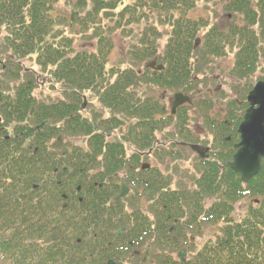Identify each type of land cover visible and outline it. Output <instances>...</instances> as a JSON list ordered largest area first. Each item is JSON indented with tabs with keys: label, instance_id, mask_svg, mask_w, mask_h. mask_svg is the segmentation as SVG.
<instances>
[{
	"label": "trees",
	"instance_id": "1",
	"mask_svg": "<svg viewBox=\"0 0 264 264\" xmlns=\"http://www.w3.org/2000/svg\"><path fill=\"white\" fill-rule=\"evenodd\" d=\"M124 1L76 0L75 5L83 11L91 4L82 23L88 29L100 11L111 19L108 13ZM130 1L111 23V30L93 24L96 51L72 53L70 41H56L53 28L60 22L51 12L58 0H0L3 47L9 53L5 61L0 59L1 66L8 63L0 78V264H127L129 255L142 246L150 250L146 264H264V163L246 185L240 182L229 168L234 142L226 141L237 136L235 129L212 124L217 143L213 142L208 160L198 161L193 190L169 188L160 169L137 171L143 153L151 151L158 160L161 152L168 158L179 154L166 148L175 150V143L156 146L155 133L165 134L162 130L173 118L162 120L167 113L163 106L155 98L136 96L130 88L140 83L175 92L195 88L199 71L191 68L190 60L194 39L206 23L188 13L198 2L214 0ZM225 10L245 24L227 30L212 27L202 48L221 57L226 44L238 43L235 72L244 78L254 72L260 51L264 56V0H227ZM149 14L170 28L160 56L165 70H145L140 76L132 70L110 71L108 75L105 66L113 48L109 33ZM256 25L258 35L252 29ZM151 31L147 27L139 40L136 57L141 60L155 56ZM34 55L40 71L49 75L46 82L61 84L62 99L38 102L32 95L40 85V74L24 68L20 60ZM12 80L19 82L9 90ZM88 91L97 95L108 117H83L81 94ZM245 108L242 102L239 109ZM177 116L185 120V114ZM44 122L48 125L37 131ZM239 122L237 117L235 124ZM60 135L87 138L86 150L69 147L63 154ZM164 140L163 144L169 143ZM127 147L132 148L130 153ZM119 171L125 175L117 179ZM120 183L132 192L127 199L115 201ZM211 197L215 201L206 208L205 201ZM244 197L257 202L242 219L233 220V205ZM143 198L145 211L138 206ZM217 224L221 227L215 241L205 240L191 254L194 244L189 243L187 232L193 236L202 233L203 226ZM121 227L125 232L116 236ZM186 245L189 257L180 262L173 252Z\"/></svg>",
	"mask_w": 264,
	"mask_h": 264
},
{
	"label": "rangeland",
	"instance_id": "2",
	"mask_svg": "<svg viewBox=\"0 0 264 264\" xmlns=\"http://www.w3.org/2000/svg\"><path fill=\"white\" fill-rule=\"evenodd\" d=\"M75 1L76 0H58V2L53 5V11L51 12V15L54 17L52 18L56 22H60L59 26L53 28L55 32L58 33H55V35H58L56 41L66 38L71 42L72 53L84 50L88 52L96 51L97 38H95L93 26L99 22L101 30L104 29V27L106 31L111 30L113 28L111 26L113 20H116V17L123 7L126 6L127 3L131 2L130 0H125L119 8L114 10L112 13H108L111 19H106L103 16L104 13L100 11L94 20V25L88 24L92 28L84 29L82 23L87 12L91 11V4H87L86 8L83 11H80V9L76 8ZM226 4L227 0H223L222 2L219 0H214L208 3L198 2L195 8L188 13L189 17L194 19L198 17L203 18L204 22L206 23V26L202 27L195 37V39H199V41L197 48L191 55L192 57L190 60L191 68L193 70L197 68V71H199L198 75L196 76L197 83L195 88L191 91L187 93L183 91L192 99V104L190 106L186 105L182 110V114L186 112V122L180 123V118H177L178 121H171L170 125L164 129L163 133L165 134L157 131L155 133V140L159 143H163V141H165V137L168 142L180 141V138L173 134L174 127H176L175 132H179V128L181 129L180 132L182 133L183 131L192 133V138L197 140V143L199 142L194 146L204 148L203 146L208 144L207 147H209L213 136L211 131H209L206 126L203 127V123L206 121L207 125L208 123L211 124L213 121H222L223 114H229V111L233 108L231 107L233 106V102L236 100L242 101L245 97L246 90L242 89V87H245L248 84H254L258 80L264 79V56L261 54L262 51L259 50L260 52L255 62L254 72L251 75L246 76V78H240L235 73H233V70L235 69V56L238 52V43L233 45L226 44L224 47V54L221 57H214V54H211V52L208 53V51L206 52L205 49L202 48L203 44L206 42L205 35L212 27H216L220 30H227L228 26H231L233 23L245 24L243 18L241 19L240 16L225 10ZM72 11H76V13L73 23L69 25ZM174 16L177 17L178 13H174ZM147 27L152 28V45L153 49H155L154 57L156 58L157 62L159 61V63H161L160 56L163 54L167 44L170 28L163 26L160 23L157 15L149 14L146 18H142L134 23H130L124 29L114 30V32L109 33L113 48L110 50L107 58V64L105 66V71L108 73V75H110V71L119 73L125 70H132L136 73L139 72L140 75L144 73V65L150 61H153L154 57L143 58L141 60L136 57V55L138 54L137 51L141 49L139 40L145 33ZM252 29L257 33V35L259 34L258 25L253 26ZM3 38L4 28L2 27L0 29V51L2 52L0 59L5 61V58H8L7 55L9 53L4 52ZM35 60V55L32 57L28 56L20 60L24 68L32 69L38 75L40 74V76L37 78L40 82V85L35 88L32 95L38 102H50L62 99L61 84H56L53 81L46 82L49 75L47 72L42 73L40 71V68L36 65ZM7 65V62L5 67L0 65L1 79H3L2 73L7 72ZM21 79H23L22 76ZM114 79L115 76L110 78V81H113ZM18 82L19 81L15 80L8 82L7 85L10 86L9 90H13ZM130 90L140 98H155V100L160 102L163 105V108L167 111L170 110V103L173 100L174 95L178 93L169 89L159 88L153 84L144 83H140L138 86L131 87ZM179 93H181V90ZM81 95L85 97V106L83 110H81L84 118L93 119V116L106 118L110 115L108 110L99 103L98 97L94 92L88 91ZM81 103H83V99H81ZM204 103H206V105ZM86 141L87 138L80 136H65V138H62V142L66 146H64V148L68 149L69 147H73L86 150ZM191 144L194 143L192 142ZM130 149L132 148L127 147L126 153H130ZM178 152L179 157L177 158H168L164 152H161L162 159L158 160L154 157H150L149 159H146L145 163L152 166L153 168L160 169L162 172L161 174L165 176V179L170 184L169 188L178 190H193L196 188V181L198 180L200 169V165L196 159V154L191 150V147L188 146L179 148ZM115 175L118 179L120 176H124L125 172L119 171ZM137 191L139 192V189H137ZM130 193L131 191L129 190L126 195V199L131 195ZM213 198L214 197L206 199V208H208V206L215 201ZM252 200L254 199H247V197H245L234 203L233 212L231 214L233 220H240L244 217L249 206L254 203ZM138 206L143 211L147 210L148 208L144 198L139 201ZM128 211L130 212V210ZM220 227L221 225L218 226V224L216 226H205V228L203 226L202 233L193 235L191 241H189V243L194 244L191 250L187 245L185 248L188 251L190 250V253L192 254L193 252L199 250L200 246L205 240L210 239L211 241H215L217 235L219 234ZM195 232L196 231L194 230V233ZM187 234L192 235V233L188 232ZM144 249L145 248L142 246L139 250L141 255L137 256L136 258L130 257L131 259L127 264H141ZM178 252H173V255L177 257ZM188 257L189 256H187V258Z\"/></svg>",
	"mask_w": 264,
	"mask_h": 264
},
{
	"label": "water",
	"instance_id": "3",
	"mask_svg": "<svg viewBox=\"0 0 264 264\" xmlns=\"http://www.w3.org/2000/svg\"><path fill=\"white\" fill-rule=\"evenodd\" d=\"M76 11H72L70 16V25L73 23V19ZM198 41H196L197 43ZM155 63H149L145 67L161 70L162 67L154 66ZM247 101L249 107L245 112L243 121L239 125L238 133L240 134V142L234 148L236 153L233 156L232 162L230 164V169L240 176L242 183H247L250 179L256 176L260 170L261 160H264V82H258L254 88L250 91L247 96ZM188 102L186 97L180 94L174 96V102L172 105V114L176 107ZM46 123L40 125L37 130H41ZM204 153L207 150L198 152L201 158L204 157ZM67 172V169H65ZM127 194V188L122 186L120 195L116 198H124ZM123 229L117 232V235ZM185 252L182 251L179 255V259L183 261ZM108 264H113L109 262Z\"/></svg>",
	"mask_w": 264,
	"mask_h": 264
}]
</instances>
